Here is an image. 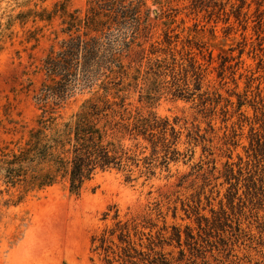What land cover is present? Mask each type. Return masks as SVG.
<instances>
[{
  "label": "rangeland",
  "instance_id": "rangeland-1",
  "mask_svg": "<svg viewBox=\"0 0 264 264\" xmlns=\"http://www.w3.org/2000/svg\"><path fill=\"white\" fill-rule=\"evenodd\" d=\"M56 1L64 0H0V147L15 149L22 144L40 112L33 94L45 75L38 67L56 43L52 31H59L61 20L56 16L43 26L10 17L28 8L50 9ZM85 3L66 0L69 10L84 9ZM146 3L156 27L144 47L155 40L157 46H166L164 31L171 39L177 34L175 60L188 68L190 52L200 66L201 92H207L203 96L220 99L215 106H203L198 97L185 100L159 94L149 104L159 116L177 119L178 148L191 158L131 183L121 173L99 172L78 195L65 181L25 194L4 193L0 264H108L91 252V237L111 223L115 209L122 220L155 222L151 234L156 244V232L164 226V240L154 248L172 264H264V152L256 150V142L264 148V0ZM155 12H161L156 20ZM36 27H42L34 32L37 40L28 39ZM138 51L134 47L130 52L135 62ZM221 55L234 56L222 77L218 76ZM190 74L187 78L193 82ZM86 95L76 90L56 114L66 119ZM130 100L133 105H147L138 102L137 92ZM238 101L243 102L239 109ZM228 171L230 179L225 176ZM19 195V202L4 204ZM134 240L139 248L137 237ZM142 241L147 243L145 237Z\"/></svg>",
  "mask_w": 264,
  "mask_h": 264
},
{
  "label": "trees",
  "instance_id": "trees-1",
  "mask_svg": "<svg viewBox=\"0 0 264 264\" xmlns=\"http://www.w3.org/2000/svg\"><path fill=\"white\" fill-rule=\"evenodd\" d=\"M153 4L160 5V0ZM150 13L146 0H86L84 9L73 10L64 0L56 1L50 9L28 8L10 17L21 24L43 22V26L56 16L61 20L59 31H52L56 43L50 45L38 67L45 75L33 94L40 112L22 144L15 149L0 147V198L10 190L25 194L60 181L78 195L99 172L121 173L125 182L131 183L139 177L148 180L157 170L169 171L170 163L191 158L178 148L181 131L177 119L159 116L149 104L159 94L185 100L198 97L203 106H215L220 99L203 96L207 92H201L200 66L195 65L190 52L188 68L175 60L177 34L171 39L169 31H164L166 46H157L155 40L149 42L148 49L144 47L156 27ZM160 15L155 12L153 19ZM172 22L174 18L168 24ZM42 27L29 31L28 39L37 40L34 32ZM134 47L139 50L137 62L130 57ZM220 57L218 76L222 77L234 56ZM211 59L209 52L208 61ZM189 72L193 82L187 78ZM76 90L87 95L76 111L62 119L57 109ZM134 92L138 102L147 105H133L130 98ZM242 104L238 101L236 107ZM256 143V150L264 152L263 144ZM231 174L228 171L226 179ZM21 196L6 199L4 204H15ZM107 215L108 211L104 212L103 218ZM111 220L91 237V252L106 263L172 264L154 248L164 240V226L156 232V244L151 234L156 223L151 219H143L142 224L136 218L122 220L115 209Z\"/></svg>",
  "mask_w": 264,
  "mask_h": 264
}]
</instances>
